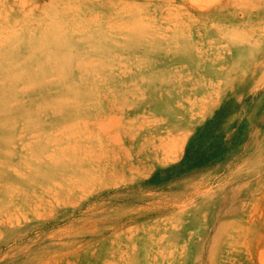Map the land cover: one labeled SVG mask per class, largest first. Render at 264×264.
Here are the masks:
<instances>
[{"label":"rangeland","instance_id":"374dc122","mask_svg":"<svg viewBox=\"0 0 264 264\" xmlns=\"http://www.w3.org/2000/svg\"><path fill=\"white\" fill-rule=\"evenodd\" d=\"M51 49L77 91L0 118V264H264V0H0V72L54 81ZM75 149L82 172L12 174Z\"/></svg>","mask_w":264,"mask_h":264},{"label":"bare ground","instance_id":"6f19581e","mask_svg":"<svg viewBox=\"0 0 264 264\" xmlns=\"http://www.w3.org/2000/svg\"><path fill=\"white\" fill-rule=\"evenodd\" d=\"M126 26V25H125ZM127 26H129L127 24ZM140 26V23L138 25L134 24L133 27H131V29L129 30V27H128V30L130 31L129 35L126 36V34H123L126 36V38H128L129 36V42H131V45L135 44V46H142L143 44V41L145 40H148L149 38L145 36V33L143 31H141V28L139 27ZM136 27L138 29H136L135 31H132L133 28ZM126 30V32L128 31ZM229 31V30H228ZM233 30H231L232 32ZM230 32V34H231ZM175 33V32H174ZM177 33V32H176ZM229 34V36L231 37V35ZM233 36V39H234V33L232 34ZM163 35H161V32H157L156 35H155V39L156 41L158 42L157 44H161L162 43V40L164 39V37L162 38ZM173 36V35H172ZM239 36V35H238ZM179 37V36H178ZM229 37V38H230ZM231 37V38H232ZM241 37V35H240ZM175 38V37H174ZM184 38V37H183ZM133 39V40H131ZM177 40V38H175ZM236 39H238L236 37ZM131 40V41H130ZM211 40V39H209ZM241 40V38H240ZM244 41V39H242ZM241 40V41H242ZM212 41V40H211ZM234 42V40H233ZM218 44V43H217ZM231 44V43H230ZM132 46V47H133ZM233 46V44H232ZM183 47V46H182ZM194 49V47L192 46L191 49ZM170 49V54L171 55H177V54H180V53H184V48H178L177 46H175V44L171 47V48H168ZM58 49L54 50L51 49V55L52 57L48 56L47 58L45 59H42L45 61H47V63H43L40 65V68H54L56 69V72H51L55 75V79L54 81H44L45 79H42V73L41 72H33V73H22V72H0V118H2V115H4L7 110V107L11 104L13 105H17V106H21V107H16V110L20 109V108H23L25 104V102L27 101L28 103H32V101H36L41 97L43 96L44 94H46V92L48 93L49 91H54V90H51V87H65V86H69V87H66V88H62V89H57V92H59L60 90H62V94H61V98H60V101L62 103H67L69 102L72 97H73V93L74 91L76 92L77 89L74 87L75 84H73L72 82L71 83H68V80L70 78V75L71 73H68L66 71H64L63 69L65 68H78V69H81L80 66H76L74 63H72V58L69 57V56H61L59 50L57 51ZM150 50V49H149ZM141 51V50H140ZM152 51V50H151ZM196 51V50H195ZM193 50H189L188 53H193L195 52ZM151 53V52H150ZM3 58H0V60H2ZM27 59H32V57H29V58H26ZM55 60H61V62H64L62 64H60L59 66L56 65L55 63ZM49 61H52V63H48ZM79 63V62H78ZM77 64V63H76ZM19 67H22V68H28L30 67V64L28 63H23L19 66L17 65H5V66H2V68H19ZM84 69V68H82ZM41 71V70H40ZM54 89V88H53ZM29 94V97L27 98H23L25 95ZM80 97V96H79ZM43 103V102H42ZM42 103L40 102L39 104L42 105ZM47 103H51V101L47 102ZM38 104V105H39ZM52 104V103H51ZM26 105V104H25ZM29 106V105H27ZM26 106V107H27ZM11 108V107H10ZM49 108V107H48ZM37 109V108H36ZM34 111V112H32ZM19 112H21L23 115L21 116V118H25L26 116H28L29 119H33L36 121V119H40L42 118V112H41V109H37V110H32V109H27V108H23V110H20ZM34 113H36L34 115ZM67 111L66 110H63L60 114V117L58 113H56L55 116L58 117V119L60 118L61 120H65V119H73V117L71 116L72 114L70 115H66ZM49 113H47L48 115ZM185 115V114H184ZM49 116H51L49 114ZM187 117V116H186ZM184 120V119H183ZM103 122V121H102ZM113 122V121H112ZM101 123V121H100ZM105 124V123H104ZM168 125V124H167ZM34 125H29V126H25L24 129L20 130L19 133L21 134H26L29 132L28 129L32 128ZM47 126V125H46ZM149 126V125H148ZM162 127V126H160ZM13 128V127H12ZM38 127H35L34 129H37ZM138 128V127H137ZM154 128V127H153ZM4 129H6V125L1 122L0 120V132L3 131ZM102 129V128H101ZM145 129V127H144ZM155 129V128H154ZM65 131V130H64ZM151 131V130H150ZM81 133V132H80ZM131 133V132H130ZM136 133V132H135ZM159 133V132H157ZM134 134V133H133ZM150 134V133H148ZM160 134V133H159ZM158 134V135H159ZM74 135V132L73 134ZM81 135V134H80ZM157 135V134H155ZM161 135V134H160ZM87 136V134H86ZM154 136V135H153ZM151 136V137H153ZM164 136V135H163ZM117 137V136H116ZM119 137V136H118ZM165 138V137H163ZM141 140V139H140ZM156 140V139H155ZM164 140V139H163ZM138 141V140H136ZM150 141V140H149ZM162 141V140H161ZM139 142V141H138ZM157 142V141H156ZM79 143V142H78ZM141 143V141H140ZM151 144V143H150ZM155 143L153 142V145ZM159 144V143H158ZM30 145V144H29ZM91 145V144H90ZM137 146V145H136ZM155 146V145H154ZM84 147V146H83ZM141 147V146H140ZM143 147V146H142ZM156 147V146H155ZM138 148V147H137ZM136 148V150H138ZM146 148V147H145ZM151 148V147H150ZM83 149V148H82ZM107 149V148H106ZM158 149V148H157ZM72 150V148H71ZM133 150V149H132ZM151 150H154L153 148H151ZM160 150V149H159ZM158 150V152H159ZM7 151V140H1L0 138V162L3 163L4 159H5V155L4 153H6ZM66 151V150H65ZM75 153L72 154L71 156H69L70 158H62V157H59L61 155H59L57 157V159L55 161H51L48 160L49 158H46L45 155H42V158L35 155L34 153H32L31 157L30 158H23L21 159L22 162H25L27 165L31 166L29 168V170H25V171H22V170H16V171H12V174L14 176H16V178H21V183L23 185H27L29 183H32L34 182L35 180H37L38 178H40L41 176H46L47 173H44L42 172V170H44V167L46 166L45 162H48V163H51L50 165H53L54 167H59V165H61L62 167V174L63 175L64 173H70V172H73L74 173H78V172H82V167H83V158L82 156L80 155L81 153V150H79L80 152H77L76 149L74 150ZM70 152V151H69ZM104 152V151H103ZM137 152V151H136ZM135 152V153H136ZM62 153V152H61ZM64 153V151H63ZM118 153V152H117ZM31 154V153H30ZM66 154V152L64 153ZM107 154V152H106ZM105 154V155H106ZM112 154V153H111ZM119 154V153H118ZM129 154V153H128ZM154 154V153H153ZM159 154V153H158ZM38 155H40V153H38ZM132 155V154H131ZM130 155V156H131ZM56 156V155H55ZM119 156V155H118ZM144 156V155H143ZM53 157V156H52ZM136 157V156H135ZM151 157V156H150ZM157 158V157H156ZM130 159V158H128ZM138 159V158H137ZM149 159V158H148ZM24 160V161H23ZM31 160L34 161L33 164H28V162H30ZM139 160V159H138ZM142 160V159H141ZM115 161V160H114ZM117 161V160H116ZM138 162V161H137ZM99 164V162H98ZM87 165V164H86ZM93 166V165H92ZM96 166V165H95ZM51 166H49L50 168ZM87 167V166H86ZM48 168V169H49ZM98 168V167H97ZM88 169V168H87ZM90 169V168H89ZM95 169V168H94ZM100 170V169H98ZM88 171V170H87ZM40 172V173H39ZM85 172V171H84ZM90 172V171H89ZM97 172V171H96ZM95 172V173H96ZM87 173V172H85ZM88 174V173H87ZM92 174V173H91ZM65 175V174H64ZM67 175V174H66ZM74 176V175H73ZM77 176V175H76ZM87 176V175H86ZM12 177V176H11ZM11 177H10V180H11ZM62 177V176H61ZM78 177V176H77ZM76 177V178H77ZM63 178V177H62ZM65 178V177H64ZM80 178V177H79ZM0 179H3L5 183H7L8 181V178H7V175H3L2 177L0 176ZM55 179V178H54ZM58 180V179H57ZM66 180V179H65ZM75 180V179H74ZM17 181V179H16ZM19 181V180H18ZM59 181V180H58ZM12 181H10L11 183ZM55 182V181H54ZM20 183V181H19ZM62 183V182H60ZM13 185V184H12ZM42 185V184H41ZM49 185V184H48ZM51 185V184H50ZM17 186V185H16ZM19 186V185H18ZM21 187V186H20ZM51 187V186H50ZM19 188V187H18ZM17 188V189H18ZM24 189L26 187H23ZM22 188V189H23ZM13 189V186L9 185L7 186L6 188H1L0 187V195L1 194H4V195H7L8 196V192ZM26 190V189H25ZM20 191V189H19ZM24 192V191H23ZM11 194V193H10ZM18 196V195H16ZM4 197V196H3ZM23 197V196H22ZM13 201V200H12ZM16 201V200H15ZM3 202V201H2ZM9 202H11L9 200ZM4 203V202H3ZM14 203V202H13ZM7 204V203H6ZM14 205V204H13ZM12 205V207H13ZM15 206V205H14ZM1 208V207H0ZM2 209V208H1ZM7 209V208H6ZM5 215H7L5 213ZM10 216V215H9ZM7 218V217H6ZM9 218V217H8Z\"/></svg>","mask_w":264,"mask_h":264}]
</instances>
